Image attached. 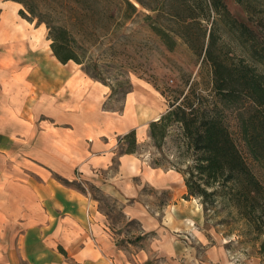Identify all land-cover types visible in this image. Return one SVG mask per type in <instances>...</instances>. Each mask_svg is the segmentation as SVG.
Here are the masks:
<instances>
[{
  "label": "rangeland",
  "instance_id": "rangeland-1",
  "mask_svg": "<svg viewBox=\"0 0 264 264\" xmlns=\"http://www.w3.org/2000/svg\"><path fill=\"white\" fill-rule=\"evenodd\" d=\"M10 1L22 18L41 25L47 38L48 24L68 29L69 46L79 61L70 60V67L84 68L109 86L110 108L120 107L126 93L143 85L157 91L158 119L186 95L211 106L210 58L234 68L248 65L264 80V0H223L226 8L210 13L203 0H144L146 6L133 0L137 11L129 17L122 0ZM159 28L175 41L172 48ZM230 87L237 101L224 108L225 122L263 184L255 203L256 225H247L227 198H214L207 210L203 197L188 194L178 169L187 168L193 150L178 121H170L159 144L148 122L130 170L121 169L116 158L104 171L97 170L95 181L78 171L76 186L97 200L116 240L137 260L145 251L154 264H264V151L254 160L238 117L250 99L243 86L232 82ZM126 148V141L118 143L119 152Z\"/></svg>",
  "mask_w": 264,
  "mask_h": 264
},
{
  "label": "crops",
  "instance_id": "crops-1",
  "mask_svg": "<svg viewBox=\"0 0 264 264\" xmlns=\"http://www.w3.org/2000/svg\"><path fill=\"white\" fill-rule=\"evenodd\" d=\"M45 33L0 0V264H143L147 253L137 260L120 245L75 182L78 171L95 181L116 158L135 167L136 151L118 143L131 131L137 146L146 138L162 113L157 91L136 86L107 107L109 86L62 63Z\"/></svg>",
  "mask_w": 264,
  "mask_h": 264
},
{
  "label": "trees",
  "instance_id": "trees-1",
  "mask_svg": "<svg viewBox=\"0 0 264 264\" xmlns=\"http://www.w3.org/2000/svg\"><path fill=\"white\" fill-rule=\"evenodd\" d=\"M136 1L143 6L147 5L144 0ZM203 3L207 13L211 10L219 12L226 8L223 0H203ZM122 7L126 17L137 11V5L133 0H122ZM20 13L28 18L23 9ZM48 28L54 55L62 63L73 59L78 61L69 46L68 29L50 24ZM159 31L172 48L175 41L170 42L169 39H172L170 34L162 28H159ZM210 59L214 75L213 104L205 105L199 100L196 104L189 95H186L182 103L176 104L159 119L150 122V136L159 144L166 136L170 121L180 122L187 148L193 150L187 168L184 171L176 168L184 176L188 194L203 197V202L207 205H204V208L207 210L210 208L209 204L213 205L214 198H227L247 225L249 223L256 225L255 203L262 197L263 184L225 122L224 108L237 101L236 92L230 87L231 83L243 86L250 99V105L239 110L238 117L250 152L254 160H258L264 151V80L248 65L234 68L216 58ZM202 99L203 96H200V100ZM123 138L127 140L125 151L137 150L135 131L125 134ZM144 264L154 263L148 260Z\"/></svg>",
  "mask_w": 264,
  "mask_h": 264
}]
</instances>
